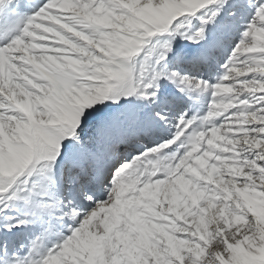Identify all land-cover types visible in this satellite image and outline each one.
I'll return each instance as SVG.
<instances>
[{
  "label": "snow or ice",
  "instance_id": "snow-or-ice-1",
  "mask_svg": "<svg viewBox=\"0 0 264 264\" xmlns=\"http://www.w3.org/2000/svg\"><path fill=\"white\" fill-rule=\"evenodd\" d=\"M0 264H264V0H0Z\"/></svg>",
  "mask_w": 264,
  "mask_h": 264
}]
</instances>
